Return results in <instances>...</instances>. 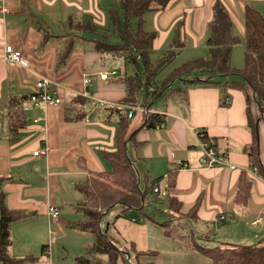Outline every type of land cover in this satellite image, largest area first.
<instances>
[{
	"label": "crops",
	"instance_id": "obj_1",
	"mask_svg": "<svg viewBox=\"0 0 264 264\" xmlns=\"http://www.w3.org/2000/svg\"><path fill=\"white\" fill-rule=\"evenodd\" d=\"M217 1L228 10L232 35L239 39L233 46L231 63L234 66L235 46L241 44L243 64L234 67H243L245 7L251 5L264 15V0H171L164 8L154 4L143 15L144 29L156 34L151 56L154 51L163 55L176 39L182 43L173 60L162 69L178 60L164 78L184 62L209 55V25ZM0 5L8 7L7 12L0 11V57L5 45L12 44L22 50L29 63L21 69L0 62V177L5 178L0 190L5 193L8 207L22 212L11 225L12 256L31 259L26 264H53L49 243L56 238L65 241L70 234L80 237L77 251L82 253L75 254L71 264H96L93 260H76L96 240L94 232L76 225L84 217L77 207L83 200L77 185L90 176L110 171V156L121 148L139 171L141 189L156 179L163 186L174 174V184L169 185L164 201L158 202L154 192L148 195L147 200L152 196L153 202L164 205V210L155 206L153 215L140 217L159 224L164 236L178 242L183 235L174 236V230L189 228L193 236L189 245L195 249L194 240L209 246L264 244V114L252 99L254 135L245 91L226 84L234 80L231 76L196 73L179 79V83L173 82L172 88L156 92L154 85L164 81L157 74L150 92L141 88L137 94L133 92L136 102H126L132 93L129 78L135 75L134 63L122 56L101 53L94 46L99 37L96 32L74 28L82 20L107 29L111 25L110 9L114 7L122 14L120 0H0ZM57 25L65 30L54 32L46 28ZM110 41L117 40L114 37ZM105 72L108 77L102 79L100 75ZM40 76L54 81L63 103L48 109L24 106V125L15 133L10 132L6 116L9 99L29 97ZM87 76L91 81L85 84ZM197 78L211 81H190ZM246 88L252 97L251 88ZM147 113L157 114L159 121L155 126L143 125ZM199 133H205V141L217 149L219 164L207 166L202 162L204 151ZM255 143L260 166L252 163L246 150ZM41 148H47V152L33 154ZM241 180L249 184V191L242 188ZM244 192L248 193L246 197ZM49 205L60 208L59 221L49 217ZM148 207L143 211L147 215ZM157 212L164 222L157 221ZM65 215L77 218L68 219L64 225L61 219ZM132 217H137L135 221L140 219L137 215ZM106 220L100 221L102 230ZM110 236L120 251H132L136 264H156L154 260L144 261L143 256H160L162 252L139 247L135 241L126 248L116 242L114 235L113 239ZM166 247L174 252L178 248L174 242ZM168 251V260L174 258L176 254ZM125 256L123 252L118 264H125ZM97 257L108 262L107 254Z\"/></svg>",
	"mask_w": 264,
	"mask_h": 264
},
{
	"label": "trees",
	"instance_id": "obj_2",
	"mask_svg": "<svg viewBox=\"0 0 264 264\" xmlns=\"http://www.w3.org/2000/svg\"><path fill=\"white\" fill-rule=\"evenodd\" d=\"M171 0H120L122 14L114 7L110 9V27L101 29L92 23L77 21L74 28L79 31L91 29L99 37L94 40L96 50L101 53H111L122 56L134 63L135 75L130 77V93L125 99L126 102H136L139 90H150L155 83V77L162 69L169 64L182 43L176 39L172 48L158 57L152 58V46L155 32L144 29L143 15L151 10L154 4L164 8ZM72 24L71 22H69ZM245 61L241 68H236L231 63L233 46L239 42L237 37L232 35V20L230 14L222 2L217 1L213 7V17L209 25L207 44L209 55L184 62L176 67L158 86L157 92L162 89L172 88L175 80L186 78L196 73L210 75L231 76L234 80L228 81L229 87L243 89L247 100V116L255 135L256 119L251 112V103L254 99L264 114V15L255 7H245ZM83 33V32H81ZM117 41H110L114 38ZM237 79V80H235ZM192 83L211 81L210 79H192ZM249 86L253 96L249 94L246 86ZM156 86V84L154 85ZM135 92V93H133ZM150 92V91H149ZM148 92V93H149ZM29 97L12 96L6 106V116L9 123V131L15 133L25 123L24 104ZM226 98V97H225ZM224 98V99H225ZM156 113H147L143 122L144 126L152 127L158 122ZM205 141L207 135L199 133ZM246 150L256 166H260L257 143L249 145ZM110 162L112 169L106 173L90 176L84 182L77 185L83 195V200L77 203L78 210L84 217L76 225L82 229L94 232L96 240L90 249L83 256L76 260L80 263H89L93 260L96 264H105L99 254H107L106 264H117L118 258L122 255L108 234L100 227L103 213L108 208L120 203L124 205L123 212L128 209L137 210L141 215L151 216L144 213V208L150 206L151 201L147 200L149 193L153 192L154 184L160 180H153L147 184L145 189L140 187V174L136 165L128 158L123 148L120 152L111 154ZM0 177V183L4 180ZM174 174L169 176V185L173 186ZM242 181V188L249 191V184ZM246 183V184H245ZM244 192V196H247ZM160 202L162 198L155 197ZM169 203L173 200L169 196ZM164 201V200H163ZM162 201V202H163ZM174 207L173 209L175 210ZM22 216V212L10 209L5 203V193L0 190V264H26L31 259H17L12 256L10 246L12 244L11 225L14 220ZM140 218V217H139ZM169 233V231H168ZM196 249L203 255L209 257L212 264H264L263 245H228L209 246L196 243ZM140 254V253H136ZM132 261V258H131ZM139 263V264H148Z\"/></svg>",
	"mask_w": 264,
	"mask_h": 264
},
{
	"label": "rangeland",
	"instance_id": "obj_3",
	"mask_svg": "<svg viewBox=\"0 0 264 264\" xmlns=\"http://www.w3.org/2000/svg\"><path fill=\"white\" fill-rule=\"evenodd\" d=\"M49 30H52L54 32H62L64 31V26L57 25V26H48L46 27ZM236 47L235 57L232 59V62L234 66H242L243 64V53H242V45L238 44ZM239 49V54H238ZM162 55V53H158V51H154L152 54V57H159ZM177 61H174L169 66H167L162 72H160L157 76L160 78H164L166 73L171 70L174 66L177 65ZM239 62V63H237ZM186 78H191L187 76ZM174 83H179V79L175 80ZM181 83V82H180ZM156 89H158V86L156 85ZM157 92V90H156ZM152 199V200H151ZM149 200L152 201V206L148 207L145 211L148 214L153 215L152 210L155 206H158L160 210H164V205H161L160 203L153 202V197H149ZM108 212H106L102 218H106L104 229L108 232L110 237L113 239V235L118 239L115 238L116 242L121 244L124 247H129L130 241H135L136 245L142 248H151V249H157L162 250L160 253V256H148L144 255V261L148 260H154L156 264H212V261L209 257L201 254L200 252L195 249V246L189 245V240L193 237L192 232L189 228L184 229L181 231V229H175L174 232L176 235L179 236V234H182L183 238H179L178 242L177 240H171V238H167L163 234V228L157 224V223H151L147 219L140 218L137 221H132L131 217L134 215H137L139 217H142L141 213H139L137 210H132V212L126 214L123 212L124 205L123 204H116L109 208ZM155 211V210H154ZM116 214V215H115ZM120 215V216H119ZM117 216V217H116ZM73 219L77 218L76 215L72 216ZM71 217L63 216L61 220H63L64 225L68 224V219H72ZM117 220V223L115 224V219ZM156 219L158 222H164V217L162 215H159V212L156 213ZM180 230V232H178ZM169 234V233H168ZM54 239L56 238L53 237ZM65 241H58L56 238V241L49 243L51 247L52 257H53V264H71L73 262V258L75 254H82L80 251H77L80 247L81 239L80 237H72L70 234H68L67 237L64 239ZM195 242L199 243V241L194 240ZM174 243H177V249L174 251H168L166 246H170ZM201 244V243H199ZM137 246V247H138ZM67 249H66V248ZM167 251L170 253V255H175L174 258H170L168 260ZM82 252H85L84 250ZM126 253V256L124 258L125 264H136V259L134 257V254L131 250L129 251H121ZM128 252V253H127ZM163 253L165 256H162ZM49 255L51 253H48ZM132 258L131 260H128L129 255ZM142 257V258H143ZM162 257V258H161ZM161 258V259H160ZM119 259L117 261L118 264ZM147 263V262H145ZM148 264H154V263H148Z\"/></svg>",
	"mask_w": 264,
	"mask_h": 264
},
{
	"label": "built area",
	"instance_id": "obj_4",
	"mask_svg": "<svg viewBox=\"0 0 264 264\" xmlns=\"http://www.w3.org/2000/svg\"><path fill=\"white\" fill-rule=\"evenodd\" d=\"M1 12H7L8 7L0 5ZM6 61L7 63L14 65L18 68H24L28 66V60L25 58L21 49L15 48L12 44H6L4 47V52L2 57H0V62ZM102 79H106L108 77V73H102L100 75ZM91 81V78L87 76L84 79L85 84H88ZM229 102V97L227 98ZM63 103L62 97L58 94V88L52 79L46 76H40L35 83V91H33L27 102L25 103V109L29 106L39 107L43 106L45 109L58 106ZM129 116L132 115V110L128 113ZM200 146L204 151V157L202 158V162L207 166H215L221 162L219 158L217 149L207 141L201 139ZM47 152V148H41L34 151V155L44 154ZM180 164V163H178ZM231 168H235V165H230ZM160 183H156L153 186V192L156 194L158 198H164L169 195V183L166 182L163 186H160ZM48 215L52 221H59L61 216L60 208L55 205L48 206ZM137 217H132V220H136Z\"/></svg>",
	"mask_w": 264,
	"mask_h": 264
},
{
	"label": "water",
	"instance_id": "obj_5",
	"mask_svg": "<svg viewBox=\"0 0 264 264\" xmlns=\"http://www.w3.org/2000/svg\"><path fill=\"white\" fill-rule=\"evenodd\" d=\"M259 122V119L257 120V123ZM257 129H258V125H257Z\"/></svg>",
	"mask_w": 264,
	"mask_h": 264
}]
</instances>
